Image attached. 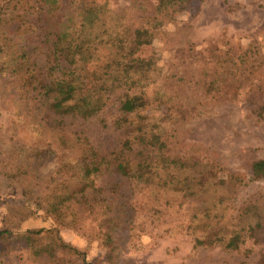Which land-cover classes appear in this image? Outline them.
<instances>
[{"label": "rangeland", "instance_id": "374dc122", "mask_svg": "<svg viewBox=\"0 0 264 264\" xmlns=\"http://www.w3.org/2000/svg\"><path fill=\"white\" fill-rule=\"evenodd\" d=\"M67 1L80 0L58 7ZM82 1L106 6L119 36L154 59L141 120L149 134L124 149L136 136L125 132V90L97 117L53 122L44 99L0 70V264H264V177L253 176L264 159V0ZM16 6L34 22L45 4ZM8 19L16 39L18 17ZM4 43L0 65L20 45ZM91 156L106 165L86 186L96 201L70 204L59 224L47 207Z\"/></svg>", "mask_w": 264, "mask_h": 264}, {"label": "trees", "instance_id": "16d2710c", "mask_svg": "<svg viewBox=\"0 0 264 264\" xmlns=\"http://www.w3.org/2000/svg\"><path fill=\"white\" fill-rule=\"evenodd\" d=\"M177 1L185 0H160L159 6ZM2 2V42L4 45H20L18 51L11 52L9 59L0 65V70L20 76L24 85L36 93V99H44L53 122L65 118L87 120L97 117L105 111L113 93L125 90L126 93L121 92L118 97L121 111L131 116L124 125L125 132L136 136L125 140L124 149L131 150L136 143H145L149 130L142 126L141 120L150 117L146 115L150 104L146 88L156 65L153 58L144 59L138 55L140 46L135 38L126 41L105 19L112 11L106 6L82 0L75 5L67 1L61 9L59 0H40L45 6L36 8V20L32 22L28 9L11 8L12 0ZM12 16L18 17L11 28L16 39L10 38V30H6L8 17ZM100 22L102 30L98 31L96 27ZM143 31L145 37L152 39L149 29L143 28ZM132 80L135 85L130 94L126 87ZM82 165V179L60 200L55 198L47 207V213L55 210L53 213H56L59 224L67 223L64 214L70 204L80 203L86 211L96 201L94 197L90 200L86 186L93 185L99 174L105 172L106 165L98 163L96 156L84 159ZM127 166V162L120 161L115 166L116 172L129 177L131 173ZM253 176L264 177V159L254 164ZM44 232L40 229L27 234ZM27 234L23 237H28ZM6 235L7 232H0V238ZM229 245L237 247L236 238L231 239Z\"/></svg>", "mask_w": 264, "mask_h": 264}]
</instances>
